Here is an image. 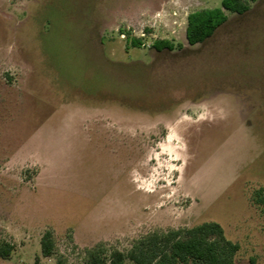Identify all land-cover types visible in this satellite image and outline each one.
I'll list each match as a JSON object with an SVG mask.
<instances>
[{"label": "rangeland", "instance_id": "rangeland-1", "mask_svg": "<svg viewBox=\"0 0 264 264\" xmlns=\"http://www.w3.org/2000/svg\"><path fill=\"white\" fill-rule=\"evenodd\" d=\"M222 1L0 0V264L207 222L264 264V0L190 46L188 16Z\"/></svg>", "mask_w": 264, "mask_h": 264}, {"label": "trees", "instance_id": "trees-1", "mask_svg": "<svg viewBox=\"0 0 264 264\" xmlns=\"http://www.w3.org/2000/svg\"><path fill=\"white\" fill-rule=\"evenodd\" d=\"M263 0H223L221 7L203 9L191 13L187 19L186 39L190 46L203 44L224 25L230 14L243 15L251 10V3ZM134 47L141 41L133 40ZM157 51H174L170 41H158ZM181 48V47H180ZM256 202L264 206V190L256 193ZM14 248L9 243L0 245V259H10ZM44 257H51L55 242L51 232H46L41 240ZM240 251L237 243L229 240L223 227L217 222H207L189 229L155 233L134 244L127 252L113 251L106 258L98 248L89 251L88 264H236L235 258Z\"/></svg>", "mask_w": 264, "mask_h": 264}, {"label": "built area", "instance_id": "built-area-1", "mask_svg": "<svg viewBox=\"0 0 264 264\" xmlns=\"http://www.w3.org/2000/svg\"><path fill=\"white\" fill-rule=\"evenodd\" d=\"M161 17V14H158L157 16H156V18H160Z\"/></svg>", "mask_w": 264, "mask_h": 264}]
</instances>
